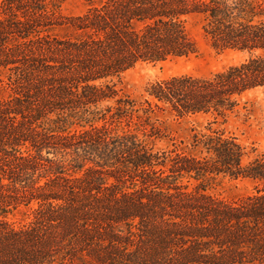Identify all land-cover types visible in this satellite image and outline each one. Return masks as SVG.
I'll use <instances>...</instances> for the list:
<instances>
[{
  "label": "trees",
  "instance_id": "obj_1",
  "mask_svg": "<svg viewBox=\"0 0 264 264\" xmlns=\"http://www.w3.org/2000/svg\"><path fill=\"white\" fill-rule=\"evenodd\" d=\"M64 1L0 0V264H264V152L213 126L264 88V0ZM193 13L243 60L125 93L135 65L197 53ZM217 177L252 191L215 196Z\"/></svg>",
  "mask_w": 264,
  "mask_h": 264
},
{
  "label": "rangeland",
  "instance_id": "obj_2",
  "mask_svg": "<svg viewBox=\"0 0 264 264\" xmlns=\"http://www.w3.org/2000/svg\"><path fill=\"white\" fill-rule=\"evenodd\" d=\"M87 8L81 0H65L59 7L58 15L73 16L83 13ZM1 17V13H0ZM202 19L198 14H190L186 18L189 34L194 38L197 53L186 57L168 59L162 62L139 63L125 71L120 78V87L133 98H143L148 84L177 75H192L208 77L232 64L243 60L244 55L231 49H214L201 30ZM65 28L57 27L53 33L63 35ZM212 119L208 116L196 115L181 123H170L172 137L186 142L190 127L202 129ZM219 126L225 132L238 138L246 151V159L256 153L264 152V88H257L248 92L241 102L238 113L230 115ZM170 142L156 141L157 147H164ZM212 181H219L207 188V192L227 200L236 198L252 191V185L245 179H230L217 177ZM16 224L21 221L20 216L12 219Z\"/></svg>",
  "mask_w": 264,
  "mask_h": 264
}]
</instances>
